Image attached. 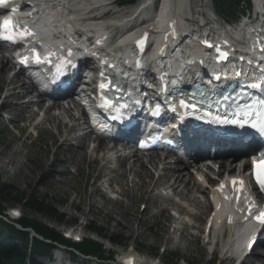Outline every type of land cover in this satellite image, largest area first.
I'll return each mask as SVG.
<instances>
[{
  "label": "rangeland",
  "instance_id": "1",
  "mask_svg": "<svg viewBox=\"0 0 264 264\" xmlns=\"http://www.w3.org/2000/svg\"><path fill=\"white\" fill-rule=\"evenodd\" d=\"M190 5L191 4L188 2V7ZM6 83L7 80H1L0 82V102L3 100L2 93L8 86ZM32 108L33 107H31V111ZM15 114L14 117L11 116L13 119L17 118V114L16 116ZM32 123L34 122L29 123L30 126H32ZM29 124L18 122L17 126L19 128H25V132L22 134L19 131L11 130L14 126L13 124L7 125L5 121L0 123V180L2 183L14 186L27 196L36 195L50 200L58 212L65 216L66 220L69 222L75 220L77 222V227L68 226L69 223L59 224L50 218L28 211L25 207L18 204L5 206V209L13 210L14 212L17 211L19 213L18 215L23 218L45 225L48 229H53L59 234L63 235L70 232L67 237L72 241H74L73 236L77 237L75 235L82 237L83 239L81 242H78L81 244H76L75 247H79L85 243V241H89L88 245H91V247L81 248L87 253H96L94 252L96 248L92 246L94 242L105 244L106 248L109 246L110 252L104 247L106 250H104V253H97L100 259L109 260L108 264H119L118 261L122 254H128L133 250H135L137 256L145 262L153 259L154 255L152 251L157 250L159 255H162L161 259L165 263H168L167 261L169 260L167 254L171 253L179 254L189 263H208L210 259L209 247L207 244L206 246L208 248L205 246L204 241L199 240L200 237L197 231L193 230L194 234L189 232L191 227H184L183 224L184 222L186 223V221H182V223L180 221L182 218H174L177 224L172 222L169 223V221H171L170 218H167V222L166 217H171L167 212H162L165 213L163 216L156 215L160 207L157 205L161 202H165V200L160 199L158 195H154L152 193L155 191L154 189H149L151 187L149 183H155V175H153L154 178L152 177L151 180H143V182L145 181L149 186L146 191L143 187H136L135 190H133L131 188L132 185L126 179H120L121 172L115 170L114 174L117 175V178L114 180L117 182L114 184H118L119 188H117V186L114 187L117 191L121 192L123 197L118 195L120 198L122 197L121 200L117 202H107L99 196L101 193L99 188L104 189L105 185L101 183L100 185L98 182L97 185H95L94 183L96 179L100 180L103 174L108 178H114L115 175L107 176L106 173H104L110 168H101V165H93L92 177H89L88 173L91 171V167L88 165L90 162L89 155H81V151L78 150V147L71 146L72 148L68 149L70 147L62 146L60 134H57L55 130H48L47 126H43L40 128L38 127L39 129H36L37 134H35V132L29 129ZM43 124L44 123L41 125ZM17 150L20 153H16ZM93 158L95 159L96 157ZM132 163L133 160L129 162L128 167ZM71 164L73 166L74 164L78 165L79 169L74 167L78 174L73 173L75 170ZM51 165L55 166L51 167ZM170 166L172 165H167L165 169H170ZM100 172H102L101 175ZM135 182L140 184L141 181L136 178ZM159 182L162 184L161 180H159ZM169 191L174 194L172 190ZM87 195H93L90 200L95 204L90 210L88 206L90 200H85ZM175 197H181L184 201L193 205L194 209L198 210V219L194 220L195 216H192L195 224L199 223V220H202L200 223L204 222V217L207 211H209L208 209L204 215L201 214L205 211L204 208L207 206L205 197L195 190H191L187 193L186 198H183L182 195ZM166 202L171 203L170 206L172 208L176 207L173 200ZM198 204L200 207H198ZM182 210L184 211V209ZM95 227L103 229L107 236L109 234H115L124 237L128 240L127 246L119 247L109 244L106 236H97L92 231V228ZM198 227L200 228V226ZM17 228L19 229L21 227L17 226ZM174 228L178 229L176 233H173ZM0 231H4L5 235L11 236V232L6 229L1 222ZM33 233L35 232L33 231ZM31 237L32 236H29L30 239H34ZM191 237L196 238L197 241L191 242ZM41 239L42 237L39 236L40 241L43 240ZM61 252H63L66 257L69 256L68 252L66 253L64 250ZM258 252L264 254V248L262 246L259 247L258 250L253 253L252 258L247 264H261L259 263L260 257L258 256ZM114 255L118 256L117 259L112 258ZM109 257L111 259H109ZM73 258L78 262L87 263L82 257ZM36 261H39L41 264H48L46 259H38Z\"/></svg>",
  "mask_w": 264,
  "mask_h": 264
},
{
  "label": "bare ground",
  "instance_id": "2",
  "mask_svg": "<svg viewBox=\"0 0 264 264\" xmlns=\"http://www.w3.org/2000/svg\"><path fill=\"white\" fill-rule=\"evenodd\" d=\"M41 1H45L49 4H57L58 6H61L65 3V1H67V3L71 4V5H76V1L77 0H41ZM261 1V0H259ZM63 2V3H61ZM262 2V1H261ZM133 10H132V14H133ZM132 14H130V16H132ZM141 14L143 16H146L145 19L148 21H151V25L154 26L155 30H159L158 33H160L161 31L163 32L162 34H164L165 36H167V32H169L167 30V28H172L174 27V29H179L180 27L183 28V23H181V20L179 21V18L182 17V19H185V17L190 16L191 14H193L191 12V7H188V0H166L165 3L163 4L162 8L160 9L158 14L151 15L150 13H144L143 11H141ZM150 17V18H149ZM125 19H128L127 17H125ZM196 21V20H195ZM173 29V30H174ZM186 29V27H185ZM187 30V29H186ZM157 33V34H158ZM142 35V33H137V36L140 37ZM189 35H186V38ZM212 38L214 37L211 36ZM99 38H103L102 35H99ZM206 38V37H205ZM192 45L189 46H185L184 49L181 51L180 53V58L181 59H185L186 57L189 59L191 56L194 57L195 60L198 59L199 57V49L197 48L196 50V46L194 43H191ZM11 71V62L10 60L6 59L5 57L1 56L0 57V82L2 81H6L7 80V85L9 86V90H8V95L7 98L9 99V109L12 112L18 113V117L17 119H22L24 122L27 123H31V122H35L36 120V113L31 111V107L36 106L39 110H42L45 106V104L42 106L39 103H41L42 101H38L36 103H32L31 100H27L29 98H31L33 96V93L30 92V90H33V87L28 88L25 85V81L21 78L18 77L16 79H12L9 77V73ZM63 102L62 101H58L54 103L53 107H49L46 109L45 111V119L42 123L44 124H48L50 127H54V129L58 132H61L62 129H67L66 125L63 123V119L64 116L71 118V113L70 110L65 109L63 107ZM7 104V105H8ZM42 104V103H41ZM54 111L58 112V114H52ZM16 116V115H15ZM18 121V120H16ZM41 123V124H42ZM40 124V125H41ZM40 125H37L34 127V130H36ZM71 132H73V130H71ZM53 133V132H52ZM90 137H83V138H78V142H77V147L79 148L78 150L81 151L80 154L83 156H88L89 155V147H90ZM95 143V142H92ZM103 141L97 146V148H95V154H96V158L94 159L93 157H90V162L88 163V165L91 167V171L90 173H88L89 177H92V173H93V169L92 166L94 165H102V162L105 161V156L107 155V152H110L112 150L105 148V146L103 145ZM16 153H20L18 150L16 151ZM104 154V156H102L101 154ZM145 156V160L141 157L135 156L133 158H120L119 160V166L117 168L116 171H120V179L123 180H127L132 186L131 188L133 190H135L136 187H143L145 189V191L147 190V188L149 187L148 184L143 180L146 179H152L154 172L153 170H157L159 167V164L161 162L160 160V155L159 154H148V155H144ZM28 159V158H27ZM133 160V163L130 164V166L128 167V164L130 161ZM214 164H219V172L215 173L214 168H216V165H213L212 167H206V169H204V166H197V165H193L192 167H190V165L186 162H179L176 164H167V165H172L169 168L170 169H165L164 171H162L161 173V178L159 180L162 181V184L158 181L157 183H149V185L151 186L149 189H156L157 186L161 185V186H167V190H172L174 192V196H179L182 195L183 198H186L187 193H189L191 190H195L196 192H198L199 194H201L203 197H205L206 199V203L207 206L204 208L205 211H203L201 214L204 215L205 212L210 209L209 206V201L211 199V193H213L214 191L210 190L204 183V176H206V178L208 177L207 175L203 174L204 171L213 173L214 176H216L218 178V182H220L222 177V171L225 170L224 165L222 162H216ZM55 165H51V167H54ZM74 167L78 168L77 164H74ZM167 167V166H166ZM102 168H108V164L104 165ZM223 169V170H222ZM225 172L227 173H232L233 172V167L228 166V169L225 170ZM102 174V172H100V175ZM134 177L132 180H130V177ZM135 178L140 179V184H137L135 182ZM220 178V179H219ZM223 179V177H222ZM99 181V179L95 180V185H97V182ZM111 183H116L117 181L114 179L110 180ZM207 182L210 185L214 184V181L211 179L207 178ZM163 186V187H164ZM226 188L225 187H221L220 190L216 193V195H220V193L224 196L226 195ZM217 195V197H219ZM93 195H87L85 200H90V198L92 199ZM99 196L102 198V196L99 194ZM158 197H160V199L162 200H166L165 198H163L162 196L158 195ZM103 199V198H102ZM88 200V201H89ZM171 201V200H168ZM240 201H242V198L240 199ZM224 204V203H222ZM95 204H93V202H91V200L89 201V210L94 206ZM209 206V208H208ZM198 207H200V205L198 204ZM163 212H166L165 210ZM179 212L180 213H184V211L179 208ZM208 212V211H207ZM193 216V215H192ZM180 219V218H178ZM198 219V216L194 217V220ZM219 220H223L224 222L233 219V217L229 214V212H226L224 214H222V216L218 217ZM171 220V218H170ZM183 221V220H182ZM197 221V220H196ZM202 222V220H199V223ZM131 224V223H130ZM129 225V224H128ZM16 228L17 223H14V225ZM130 226V225H129ZM191 228H193L194 231H197L199 233V237L200 235H204V230L201 231V229L194 225H189ZM190 228V229H191ZM178 229H173V233H176ZM77 237V239H81L80 236L75 235ZM242 238V236H238L237 240H229L227 243H225V248L227 253H231L234 242L236 241V243L240 242V239ZM110 244V243H109ZM208 247H210V244H207ZM263 247L264 248V240H261V242L259 243V247ZM259 247H256V249L253 250V252L255 253V251L258 250ZM108 252H110L111 250H107ZM60 253V257L64 256V253L59 251ZM127 253V252H126ZM136 254V251L133 250L131 252H129L128 254L123 253V256L121 257V262L124 264H129L131 259H134L133 264H141L140 262L142 261ZM258 256L260 257L259 259V263L264 264V254L262 252H258ZM57 257L55 261H58L59 263V258ZM137 260V261H136ZM140 261V262H138ZM152 264H157L154 261L151 262ZM63 264V263H62ZM81 264H86L84 262H82Z\"/></svg>",
  "mask_w": 264,
  "mask_h": 264
},
{
  "label": "trees",
  "instance_id": "3",
  "mask_svg": "<svg viewBox=\"0 0 264 264\" xmlns=\"http://www.w3.org/2000/svg\"><path fill=\"white\" fill-rule=\"evenodd\" d=\"M239 0H214L215 6L218 12L225 16L227 10L234 8ZM21 205L25 207L28 211H31L37 215H42L46 218H50L59 224H68V223H77L75 220L68 221L65 219L64 215H61L58 210L55 208L53 203L46 198H41L36 195L27 196L24 193H21L14 186L10 184L2 183L0 180V216H4L5 206ZM0 222L3 223L4 227L11 232L10 235H5L4 231H0V264H40L36 261V257H48L51 256L52 249L54 244H64L70 245L68 242L63 240L59 233L53 229H48L47 226L39 224L35 221L27 220L22 218L17 225L23 230H33L38 236L42 237L45 241H50L48 244L45 241H40L37 238L30 239L29 232H23L16 229L13 225H8L4 223L1 219ZM94 233H97L99 236H106L107 239L112 242L114 245L118 246H127L128 240L122 236L115 234L104 233L103 229L98 227L92 228ZM89 241H85L79 247L77 246V251H80L82 254H86L85 250H82V247H91L88 245ZM96 249V253H87V256H94L100 259V256L97 253H104L102 244L93 243ZM152 254L157 257L159 253L157 250H153ZM168 264H176L179 260L178 254L171 253L167 254ZM109 259H111L109 257ZM102 260V259H101ZM197 264V263H193Z\"/></svg>",
  "mask_w": 264,
  "mask_h": 264
},
{
  "label": "snow or ice",
  "instance_id": "4",
  "mask_svg": "<svg viewBox=\"0 0 264 264\" xmlns=\"http://www.w3.org/2000/svg\"><path fill=\"white\" fill-rule=\"evenodd\" d=\"M6 3H7V0H0V6L4 5ZM15 10L16 9H13V11H15ZM12 19L13 18H9V19H6L4 21V27H5L6 30L9 28V25L12 24ZM14 27L15 26L13 25V30H14ZM25 35H32V33L29 32L27 29H23L22 28L21 32H20L21 38H23ZM2 38L3 39H8V40L13 39L12 36H8V35L3 36ZM208 46L212 47V45H210V44ZM217 51H219V49H217ZM70 54L71 53H69V55ZM221 58L226 59L227 58V53H221ZM34 59H35V62L38 63V64L45 62V61H42L39 53L35 54ZM21 62L22 63H26L27 62V58H25V60H22ZM53 79H55V78H53ZM109 86H110V81L109 82L102 81L100 83V85H99V88L103 92ZM249 87H252V88H264V84L253 83V84L249 85ZM225 99H227V98H225ZM181 105L186 107V108L187 107H191L193 109L196 107L195 105L186 104L184 101H181ZM100 106L102 108L106 107L107 106V102L102 103ZM246 109H248V110L234 114L237 117L235 119H221L220 117H215V120L217 122L225 123V124H237L240 127H244V125L246 123H250L251 127L255 128L258 132H260L262 135H264V101H259L258 102V107L256 105H251V106H246ZM253 109H255V110H253ZM257 117H259L258 121L256 123H252L251 121L252 120H257ZM256 179H257V182L262 187H264V177H262L260 175H257ZM233 183H235V181ZM249 213H251V209H249ZM18 214L19 213H17V215ZM255 219L257 221L264 222V212H261L259 215H257L255 217ZM129 264H130V262H129Z\"/></svg>",
  "mask_w": 264,
  "mask_h": 264
}]
</instances>
